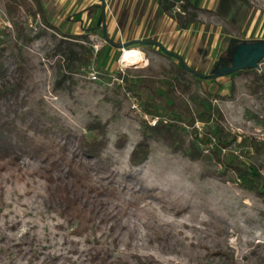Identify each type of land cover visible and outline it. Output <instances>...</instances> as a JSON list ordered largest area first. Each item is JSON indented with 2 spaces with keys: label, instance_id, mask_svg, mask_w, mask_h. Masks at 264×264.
<instances>
[{
  "label": "rangeland",
  "instance_id": "rangeland-1",
  "mask_svg": "<svg viewBox=\"0 0 264 264\" xmlns=\"http://www.w3.org/2000/svg\"><path fill=\"white\" fill-rule=\"evenodd\" d=\"M192 1L197 17L182 28L179 1L166 9L167 0H42L44 20L0 0L5 65H22L19 104L28 122L45 128L28 129L33 145L0 159V264H97V251L129 264L137 255L150 264H264V194L233 169L223 172L212 153L218 148L226 161L260 171L264 184V85L253 69L219 73L238 45L233 39L264 40V0ZM107 15L122 28L112 36L119 48L104 39ZM146 39L160 40L201 75L178 73L177 57L137 42ZM76 40L89 50L86 63L67 54ZM124 45L143 50V60L123 62ZM257 67L264 72V57ZM144 112L177 123L184 148L146 137ZM96 121L106 146L100 157L82 158L79 137ZM144 138L151 151L133 166L131 151ZM191 142L203 157L192 156ZM72 172L81 179L68 201L58 185L72 183Z\"/></svg>",
  "mask_w": 264,
  "mask_h": 264
},
{
  "label": "trees",
  "instance_id": "trees-1",
  "mask_svg": "<svg viewBox=\"0 0 264 264\" xmlns=\"http://www.w3.org/2000/svg\"><path fill=\"white\" fill-rule=\"evenodd\" d=\"M168 3L164 6L166 9H170L174 6L176 1L180 2V9L176 10L174 16L178 21L180 27L186 28L196 19L197 12L194 7L195 4L192 0H167ZM4 5L8 11L16 13L20 10L21 7L24 8L28 14L32 15V17H36L37 15L43 16L44 20H46V16L44 14V8L42 5V0H4ZM47 22V21H46ZM47 25V24H46ZM19 28L23 30V26L20 25ZM66 35V34H65ZM77 38H81L79 36H72V39L75 40ZM104 38L111 45L117 46L115 41L108 37V34L105 32ZM236 44L240 43L238 39H233ZM77 48H68L69 57L75 59L80 63H86L89 60V50L87 47L80 41H77ZM79 42V43H78ZM139 43H149L151 45H157L163 50H165L168 54L174 55L177 57L179 64L176 67V71L178 73L192 71L195 74L201 75L198 71H195L192 67L186 63L185 59L182 55L172 52L168 50L160 41L155 39H146V40H137ZM5 47L0 46V159H8L12 160L17 158L20 153L25 152L24 145H33V139L28 135V129L34 130H43L44 127H40L35 119L31 121H27L28 110L19 104L20 98L17 96L19 92V88L22 86V78L19 74V71L22 68L20 63H15V67L5 65V56H4ZM231 58L230 55L224 56L221 65H230ZM254 71V78L257 84L264 85V72H259L257 66H249L244 67ZM244 68H240L237 70H243ZM237 70L226 71L223 73H233ZM17 72V74H16ZM222 73V74H223ZM12 74V75H11ZM13 76L12 79L9 77ZM209 77L216 76L215 75H207ZM148 101H145V105H147ZM18 105L19 107H15ZM24 124V125H23ZM143 134L148 136H156L163 137L168 143H170L176 149H183L182 143H180L181 137L178 132L179 126L177 123L173 121H168L164 119H158L156 124L144 123ZM89 132L92 133H84L79 137V146L82 151V158L91 159L93 157H100L105 146L106 142L104 139V131L105 127L100 121H96L91 123L88 126ZM125 142L124 137H119L117 140L118 146H123ZM254 148L259 149V143L256 137L252 140ZM186 149V148H185ZM188 150V149H187ZM151 151V146L146 138L138 141L130 154V164L133 166H137L145 161ZM194 158H201L204 156L201 149H198V146L195 142H191L189 146V150ZM213 155L216 157L217 161L220 162L224 166L223 172L227 169H233L237 174V179H240L243 185L258 194H264L263 183H262V175L260 171L257 173L250 166L243 165L236 161H226L221 157L218 148L212 149ZM81 179V174L78 172H72V183L62 182L59 183L58 189L60 191L61 196L68 201L70 199L74 200L73 194V185H75L76 181ZM74 202V201H72ZM226 254L225 251L218 250L215 252L216 255ZM95 255H103L102 259L98 261L97 264H129L126 260L120 257H116L112 260H108L106 255H111V253L97 251ZM221 258V257H220ZM99 260V259H98ZM221 261L223 264H235L230 261V259L222 258ZM151 259L143 258L140 255L136 256V261L133 264H150Z\"/></svg>",
  "mask_w": 264,
  "mask_h": 264
},
{
  "label": "water",
  "instance_id": "water-1",
  "mask_svg": "<svg viewBox=\"0 0 264 264\" xmlns=\"http://www.w3.org/2000/svg\"><path fill=\"white\" fill-rule=\"evenodd\" d=\"M264 57V40L242 41L238 43L230 65H223L219 73L233 71L244 67L257 66L259 60Z\"/></svg>",
  "mask_w": 264,
  "mask_h": 264
},
{
  "label": "crops",
  "instance_id": "crops-1",
  "mask_svg": "<svg viewBox=\"0 0 264 264\" xmlns=\"http://www.w3.org/2000/svg\"><path fill=\"white\" fill-rule=\"evenodd\" d=\"M98 2V1H97ZM102 24V25H101ZM100 25L102 26V32H103V36L105 34V32L108 34V37H110L111 39L113 35L116 36H120L122 34V28L118 22V19L116 17H111V15H107V17L105 18V21L103 23H101ZM105 39V38H104ZM106 40V39H105ZM158 40V39H155ZM114 41V40H113ZM160 41V40H158ZM161 42V41H160ZM162 43V42H161ZM109 44V43H108ZM117 44V43H116ZM139 44V42H138ZM163 44V43H162ZM111 47H115L114 45L109 44ZM164 45V44H163ZM118 48L121 46V44L117 45ZM157 46V45H156ZM165 46V45H164ZM126 46L124 45V48ZM159 47V46H157ZM123 48V49H124ZM167 48V47H166Z\"/></svg>",
  "mask_w": 264,
  "mask_h": 264
},
{
  "label": "bare ground",
  "instance_id": "bare-ground-1",
  "mask_svg": "<svg viewBox=\"0 0 264 264\" xmlns=\"http://www.w3.org/2000/svg\"><path fill=\"white\" fill-rule=\"evenodd\" d=\"M121 60L127 64L140 62L143 60V50L137 47L125 48Z\"/></svg>",
  "mask_w": 264,
  "mask_h": 264
},
{
  "label": "built area",
  "instance_id": "built-area-1",
  "mask_svg": "<svg viewBox=\"0 0 264 264\" xmlns=\"http://www.w3.org/2000/svg\"><path fill=\"white\" fill-rule=\"evenodd\" d=\"M177 9L178 10L180 9V5L177 6ZM6 23H7V25L11 26V23L9 21H6ZM98 76L99 75H98V72L96 70H93V69L90 70L89 77L91 79H98ZM121 80H123V79L121 78ZM133 107L137 108V110H140V108H141V106L139 105V103H136V102L133 103ZM144 113H145L144 116L146 117L147 121L150 124H156L157 119H158L157 116L155 117L154 115H148L147 112H144Z\"/></svg>",
  "mask_w": 264,
  "mask_h": 264
}]
</instances>
